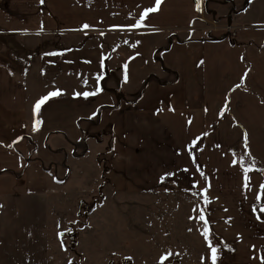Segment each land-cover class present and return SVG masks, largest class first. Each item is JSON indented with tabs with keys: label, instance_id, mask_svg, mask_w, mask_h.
Listing matches in <instances>:
<instances>
[{
	"label": "crops",
	"instance_id": "crops-1",
	"mask_svg": "<svg viewBox=\"0 0 264 264\" xmlns=\"http://www.w3.org/2000/svg\"><path fill=\"white\" fill-rule=\"evenodd\" d=\"M94 3L0 0L1 32L55 34L81 24L92 36L109 27L111 7L125 30L39 54L35 75H26L35 88L28 92L38 93L28 131L37 138L21 146L33 158L0 171V193H46L51 175L58 189L76 185L88 169L81 160L101 161L102 184L116 191L204 195L203 264H213L210 244L215 264H264V0H199V10L198 0H162L140 27L156 0H102L101 24L90 19ZM56 91L37 115L36 103ZM86 92L97 94L76 95ZM53 168L67 181L55 180Z\"/></svg>",
	"mask_w": 264,
	"mask_h": 264
},
{
	"label": "rangeland",
	"instance_id": "rangeland-1",
	"mask_svg": "<svg viewBox=\"0 0 264 264\" xmlns=\"http://www.w3.org/2000/svg\"><path fill=\"white\" fill-rule=\"evenodd\" d=\"M94 2L90 19L101 24L102 0ZM116 14L117 8L111 7L109 27L99 26L90 31L92 36L79 31L81 24L55 34L0 31V171L14 172L19 163L26 168L33 158L21 146L37 138L31 139L28 131H34L30 103L38 93L28 92L35 88L26 75H35L39 54L44 48L49 53L63 45L77 48L91 37L96 43L107 34L112 39L114 32L125 31L113 23ZM127 36L115 35L114 40ZM31 82L37 88V78ZM81 161L88 169L80 171L76 185L73 179L58 189L60 184L51 175L46 193L30 189L0 193V264H161L165 256L163 264H203L206 224L199 219L203 194L177 189L116 191L109 182L102 184L101 161L99 166ZM51 172L55 180L67 181L66 176L56 178L54 168Z\"/></svg>",
	"mask_w": 264,
	"mask_h": 264
},
{
	"label": "snow or ice",
	"instance_id": "snow-or-ice-1",
	"mask_svg": "<svg viewBox=\"0 0 264 264\" xmlns=\"http://www.w3.org/2000/svg\"><path fill=\"white\" fill-rule=\"evenodd\" d=\"M42 2H43V0H42ZM162 3V0H156V4H155V6L154 7H150V8H147V9H145L144 10V12H143V14H142V16H141V21L137 24V25H135V27H140V26H142V22H143V20H145L146 18H148V16H149V14H151V13H155V12H157L158 10H159V7H160V4ZM197 8H198V10H199V0H198V3H197ZM89 26L88 25H84V28H88ZM125 67V69H127V65H125L124 66ZM125 79H127V76H125ZM61 93L59 92V91H56V92H53V93H50L49 94V96H46V97H43V98H41L37 103H36V105L34 106V112L38 115L39 113H40V110H41V106L42 105H44L51 97H54V96H58V95H60ZM97 93L96 92H86V93H77L76 95H83L85 98H87L88 96H94V95H96ZM40 123H42L41 121H39V120H37L36 121V126H37V128H38V126L40 125ZM194 144H195V142H193ZM251 169L250 168H246V169H244V171L247 173L248 171H250ZM261 190H262V194H264V185H261ZM206 191V190H205ZM208 201L206 200V203H207ZM262 211H264V207H262V209H261ZM203 211V210H202ZM199 219L200 220H202V221H204L205 222V224H207V220H206V217L203 215V214H201L200 216H199ZM206 236L208 235V231L206 230L205 231V233H204ZM210 246V248H211V253H212V256H211V258H212V261H213V264H215V261H216V259H217V249L216 248H214V247H211V244L209 245ZM168 257L167 256H165V257H163L162 258V261H161V264H163V261L164 260H166ZM130 259V258H129ZM262 260H264V257H262Z\"/></svg>",
	"mask_w": 264,
	"mask_h": 264
}]
</instances>
